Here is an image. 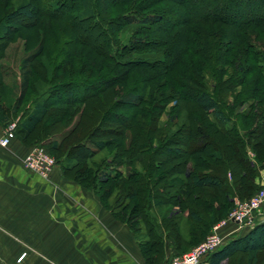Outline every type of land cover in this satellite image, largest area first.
I'll return each instance as SVG.
<instances>
[{"label": "trees", "instance_id": "trees-1", "mask_svg": "<svg viewBox=\"0 0 264 264\" xmlns=\"http://www.w3.org/2000/svg\"><path fill=\"white\" fill-rule=\"evenodd\" d=\"M47 21L63 24H51L63 44L55 46ZM21 31L40 40L21 58L15 99H0V124L14 120L21 144L42 146L61 176L140 236L145 264L167 260L165 238L186 251L234 199L262 188L264 0H0V59ZM76 46L101 60L74 66ZM44 51L61 54L39 62ZM136 69L145 75L134 78ZM2 74L0 64V97ZM230 97L248 107L235 120ZM170 101L171 132L157 127ZM159 147L178 162L159 157ZM204 256L207 264H264V219Z\"/></svg>", "mask_w": 264, "mask_h": 264}, {"label": "crops", "instance_id": "crops-1", "mask_svg": "<svg viewBox=\"0 0 264 264\" xmlns=\"http://www.w3.org/2000/svg\"><path fill=\"white\" fill-rule=\"evenodd\" d=\"M27 151L13 134L0 145V264H145L140 236L57 166L47 179L26 170ZM259 184L264 189V169ZM247 230L226 222L219 229L222 243ZM164 252L178 254L170 238ZM197 264H207L205 256Z\"/></svg>", "mask_w": 264, "mask_h": 264}, {"label": "rangeland", "instance_id": "rangeland-1", "mask_svg": "<svg viewBox=\"0 0 264 264\" xmlns=\"http://www.w3.org/2000/svg\"><path fill=\"white\" fill-rule=\"evenodd\" d=\"M104 2H105V0H101V4H103ZM207 7L209 9L210 5H208ZM186 9H187V7H185V9H183V10L175 11L174 14H165L164 17H163V21H162L161 25H163V27L164 26L166 27V25L168 26L169 24L172 23L171 21H172V19L174 17H178L179 18V17L183 16L184 13H187L188 11ZM236 14H238L237 11L234 12V15H236ZM260 14H261L260 8L254 10L252 12V15L254 17L255 16L258 17V15H260ZM55 23H56L55 21H47L45 23V25L49 28V30L51 32L52 39L55 42V46H56V45H59V44H63L62 43L63 35L55 32L53 26L51 25V24H55ZM42 24H44V23H42ZM56 24H58V25L63 27V24L60 23V22H57ZM66 33L68 34V37H70L69 31L66 30ZM123 35H126V34L124 33ZM39 40H40L39 35H36L35 33L31 32V31L30 32L29 31H21L19 33L13 34V36L11 37L10 41L8 42V44L6 45V47L4 49L3 57L0 59V64L2 66V72H3V74H2V83L6 85L5 89L2 90L3 94L0 97V99H3L6 102H12L15 99V96H14L15 93H16V88L15 87L18 84V81H19L18 72H19V64H20L21 58L23 56H25V54H28L31 50H33L35 48L36 44L39 43ZM263 46H264V44H263ZM61 48H62V46H61ZM59 51H62V50H59ZM59 54H61V53L52 54V53L44 51V53H42V56L39 57V62H41L43 59H45V60H47L49 62V64H53L52 62L53 61H54V63L56 62V60L60 56ZM84 58H89V59L91 58V61L94 62V63H96L99 60H101L100 57H98L95 54H93L86 47H84V46H76V48L73 50V53H72V60L75 61L74 62V66L75 65H79V63ZM191 58H193V57H191ZM34 68H36V70H37L38 67H36V65H34ZM228 71H231V70L228 69ZM145 72H146L145 70L136 69L132 73L133 74L135 73V76H133L135 78L136 76H140L141 77V76L145 75ZM206 78H207L208 83H212V80L209 78V76H206ZM119 88L126 89L127 85H121ZM12 89H13V92L8 91V90H12ZM237 91H238V88L235 89L234 94ZM31 96H32V94L29 91L27 93V95L25 96V99L23 100V103L26 102L27 100H29ZM228 101H229V106L226 109H227V112H228L229 116L233 120L238 118L239 114L241 112H243V111L248 109L247 103H244L242 105L241 104H239V105L235 104L234 105L232 103V98L231 97L229 98ZM173 105H174V102L170 101L168 103V107L166 108V110H164L162 113L159 114L157 127L160 126V127L163 128V126H167L169 128L170 132L174 131V128H176V127H175V125L172 124V122L173 121L175 122V119L170 118V110H169ZM177 125L178 124H176V126ZM168 128H165V129H168ZM154 142H156V141L154 140ZM152 146L154 147V145H152ZM174 146L175 145L168 144V145H164L163 147H171V148H173ZM163 147H159L158 148V150H159L158 151V156L167 158V163L168 164L172 163V164L175 165L178 161L173 160L172 159L173 157L170 156V153H167L166 151H164ZM60 152H62V150H60ZM104 154L105 153H103V156H104ZM62 155H64V153L60 154L59 157H61ZM54 160H55V158H54ZM54 162H56V160ZM54 166L58 167V165L56 163H54ZM168 166H170V165H168ZM137 167H138V169L140 171L142 170L140 165H137ZM174 168H176V167H174ZM114 194L115 193L113 192L112 196ZM175 218L177 219L178 224H181V227L183 229L187 228L186 225L183 224L184 219L182 220V219H179L177 217H175Z\"/></svg>", "mask_w": 264, "mask_h": 264}, {"label": "built area", "instance_id": "built-area-1", "mask_svg": "<svg viewBox=\"0 0 264 264\" xmlns=\"http://www.w3.org/2000/svg\"><path fill=\"white\" fill-rule=\"evenodd\" d=\"M15 121L10 120L2 129L0 145L6 146L12 135ZM23 167L47 179L54 167L53 157L39 145L32 146L22 158ZM264 216V189H258L248 198L237 200L225 218L212 224L205 236L186 251L169 256L163 264H197L208 252L213 251L222 244L223 237L219 229L226 222L234 223L237 228H250ZM21 254L18 259L21 258Z\"/></svg>", "mask_w": 264, "mask_h": 264}]
</instances>
